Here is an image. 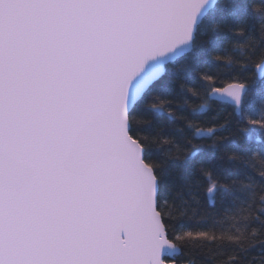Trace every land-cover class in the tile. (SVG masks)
<instances>
[{
    "label": "snow or ice",
    "instance_id": "1",
    "mask_svg": "<svg viewBox=\"0 0 264 264\" xmlns=\"http://www.w3.org/2000/svg\"><path fill=\"white\" fill-rule=\"evenodd\" d=\"M257 25L264 0H0V264H185L214 246L264 264V188L233 167L264 158Z\"/></svg>",
    "mask_w": 264,
    "mask_h": 264
},
{
    "label": "trees",
    "instance_id": "2",
    "mask_svg": "<svg viewBox=\"0 0 264 264\" xmlns=\"http://www.w3.org/2000/svg\"><path fill=\"white\" fill-rule=\"evenodd\" d=\"M259 45L261 39H264V37L260 36V29L259 26H256L254 37H253ZM245 40L240 41H233V44L236 43H245ZM228 47V45H226ZM233 51H239V49H233ZM192 85H186V87H191ZM182 99L181 97L174 98L173 108L170 109L172 111L176 112V116L179 117L181 115H187V112L191 111V108H188L187 112H180L178 109L182 106ZM189 104H193V101L191 99L188 100ZM195 107L196 105L193 104ZM165 125V131L167 132L171 124L167 121H163ZM211 143V141H209ZM237 172L243 177L245 173H250V175L247 176V179H244V183H250L253 191L259 193L262 188H264V184L261 183L260 177L261 174L264 173V158H260L259 156H255L254 160L249 161H242L236 165L233 166ZM253 201H249V203H252ZM246 207V206H245ZM255 207L256 209H259L260 204L258 199L255 201ZM200 213L202 215L206 216L205 223L208 227H215L217 230H226L230 227V222L224 220V212L222 209V206L219 202L216 203L215 207H210L207 204H204L202 201L201 207L199 209ZM253 216H255V213H253ZM197 220H199V217H197ZM219 221H224L222 224L218 223ZM196 221H193L195 223ZM251 227L259 229L260 225L256 222L251 223ZM232 243H235L236 241H231ZM260 249L253 247L252 250L249 252V259H253L257 257V254L259 253ZM191 261L192 264H231L232 260V253L231 249L228 247H220V246H214L211 249L208 248H195L192 250V252L185 257V264H188V261Z\"/></svg>",
    "mask_w": 264,
    "mask_h": 264
}]
</instances>
